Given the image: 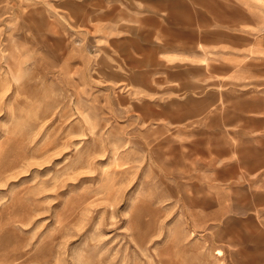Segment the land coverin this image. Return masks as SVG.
<instances>
[{
	"label": "rangeland",
	"instance_id": "1",
	"mask_svg": "<svg viewBox=\"0 0 264 264\" xmlns=\"http://www.w3.org/2000/svg\"><path fill=\"white\" fill-rule=\"evenodd\" d=\"M0 264H264V0H0Z\"/></svg>",
	"mask_w": 264,
	"mask_h": 264
}]
</instances>
